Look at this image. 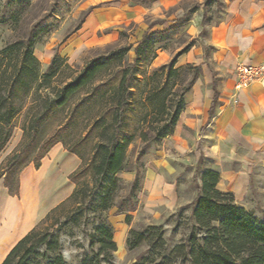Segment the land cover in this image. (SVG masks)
Returning a JSON list of instances; mask_svg holds the SVG:
<instances>
[{"label": "rangeland", "instance_id": "1", "mask_svg": "<svg viewBox=\"0 0 264 264\" xmlns=\"http://www.w3.org/2000/svg\"><path fill=\"white\" fill-rule=\"evenodd\" d=\"M205 1L0 0V57L6 55L7 59L14 60V64L18 44L32 40L36 44L34 56L40 62L41 74L47 72L57 57L64 65V72L59 80L67 82L73 72H81L87 64L122 47L130 48L129 57L132 62L135 57L134 50L139 43L154 33L169 30L163 42L167 45V50H158L156 58L153 50L145 52L144 57H148V61L140 67L142 75L138 78L139 82H143L156 68L170 63L180 51L194 42L191 50L179 58L176 67L193 60V55L200 57L204 51L211 59L210 68L218 86L221 81L228 84L229 78L216 70L212 60L217 52L212 45V39L215 30L226 22L230 11L238 12L240 0H221L224 13L218 11L215 4L204 7ZM205 11L208 12L209 19L204 23ZM187 14H190V22L181 24L180 20ZM65 66L69 68L65 69ZM161 85L165 86L168 101H173L175 106L186 84L171 80L167 83L163 81ZM194 87L196 84L187 96V106L193 101ZM143 89L141 87L139 92H134L135 99H138ZM31 101L27 100L21 114L12 122L11 139L0 153V168L6 165L25 142L24 123L28 125L37 112L28 114ZM16 102L20 105L23 99L18 98ZM187 106L172 136L160 144L149 146L136 140L128 149L126 169L117 175L123 181L118 203L128 206L135 177L137 174L143 175L135 211L126 213L114 208L101 214L98 203L89 204L87 200L81 210L69 204L66 211L54 215L42 227L59 237L61 254L67 264H88L95 236L94 228L101 215L114 231L117 251L112 264H143L142 258L155 257L147 246L135 250L128 248L127 241L132 230L158 228L164 233L168 252L189 238L194 225L192 204L197 197L196 187L198 183L201 184L202 173L214 169L215 165L210 159L203 157L200 160V155L205 151L204 140L209 124L201 132L203 124H200L198 118L185 119ZM218 107L217 104L214 114ZM132 127H137L136 120H132ZM25 143L28 144L29 141ZM40 147L41 145H32V155ZM80 164L78 157L70 154L62 144H57L42 160L39 168L31 164L22 172L19 197L10 196L5 187V177L1 178L0 203H9L13 198L20 206V211H14L5 220L0 215V231L6 227L11 233H20L14 239L12 247L4 251L6 255L41 224L53 209L72 195L75 185L69 181V176ZM110 179L111 177L104 181L103 185ZM235 200L260 223H264L263 167L257 166L253 169L249 190L240 199L235 196ZM37 203L43 206L39 219L29 221L23 228V224L35 212ZM127 216L131 217L129 224L126 222Z\"/></svg>", "mask_w": 264, "mask_h": 264}, {"label": "trees", "instance_id": "2", "mask_svg": "<svg viewBox=\"0 0 264 264\" xmlns=\"http://www.w3.org/2000/svg\"><path fill=\"white\" fill-rule=\"evenodd\" d=\"M211 4L221 13L225 12L221 0H206L204 7ZM208 19L205 11L203 22ZM180 22L189 23L190 14ZM168 33L166 30L145 38L135 48L132 62L130 48L122 47L87 64L81 72H73L67 82L59 80L64 65L57 57L47 72L41 74L40 62L34 56L36 44L32 40L18 44L14 64L6 55L0 57V153L11 139L13 120L21 114L28 99L32 100L28 114L37 111L28 125L23 126L24 140L29 143L24 142L0 168V180L5 177L10 196L19 197L22 172L31 164L39 168L57 144H62L81 161L69 176L75 185L72 195L19 241L2 264H67L61 254L59 237L42 227L54 215L66 211L69 204L81 210L87 200L89 204L96 202L101 214L114 208L126 213L136 210L143 175L135 177L128 206L118 203L123 181L117 175L126 169L128 149L136 140L149 146L172 136L187 106V96L202 76L201 66L176 67L179 58L194 46L191 42L170 63L156 68L143 82L138 81L142 75L140 67L148 61L145 52L153 50L156 58L158 50H167L163 42ZM171 80L186 84L175 106L173 101H168L165 86L161 85ZM141 87L144 89L135 99L134 92H139ZM18 98L24 103L19 105ZM132 120H136V128L132 127ZM32 145H41L35 155L31 152ZM220 179L218 170L202 173L192 204L194 225L185 242L168 252L164 233L150 227L144 231L132 230L128 248L147 246L153 252L155 257L142 258L143 264H264V223L239 206L232 193L220 191ZM104 220L101 215L94 228L88 264L113 262L117 251L114 231ZM130 221L131 217L127 216L126 222Z\"/></svg>", "mask_w": 264, "mask_h": 264}, {"label": "crops", "instance_id": "3", "mask_svg": "<svg viewBox=\"0 0 264 264\" xmlns=\"http://www.w3.org/2000/svg\"><path fill=\"white\" fill-rule=\"evenodd\" d=\"M212 45L217 49L212 57L216 70L230 82L221 81L218 86L207 52L203 51L200 57L193 55V60L181 66H201L202 76L195 82L193 101L184 116L198 118L203 124L201 132L209 124L200 160L203 157L212 160L221 175L218 189L240 199L249 190L253 169L264 168V83L252 84L239 94L237 102L235 71L241 63H264V1L240 0L238 12L230 11L226 22L215 30ZM42 209L37 203L23 228L29 221L39 219ZM14 211H20V206L13 198L9 203H0L1 219ZM19 234L6 227L0 231V264L8 256L4 251L12 247Z\"/></svg>", "mask_w": 264, "mask_h": 264}, {"label": "built area", "instance_id": "4", "mask_svg": "<svg viewBox=\"0 0 264 264\" xmlns=\"http://www.w3.org/2000/svg\"><path fill=\"white\" fill-rule=\"evenodd\" d=\"M235 73L236 83L234 91L237 102L239 100V94L249 89L252 84L264 83V63L261 65L238 64Z\"/></svg>", "mask_w": 264, "mask_h": 264}]
</instances>
